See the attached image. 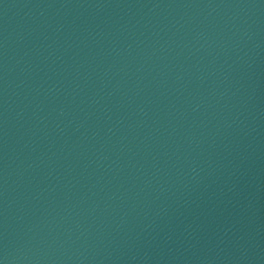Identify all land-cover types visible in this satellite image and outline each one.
<instances>
[{
  "label": "water",
  "instance_id": "water-1",
  "mask_svg": "<svg viewBox=\"0 0 264 264\" xmlns=\"http://www.w3.org/2000/svg\"><path fill=\"white\" fill-rule=\"evenodd\" d=\"M0 264H264V0H0Z\"/></svg>",
  "mask_w": 264,
  "mask_h": 264
}]
</instances>
